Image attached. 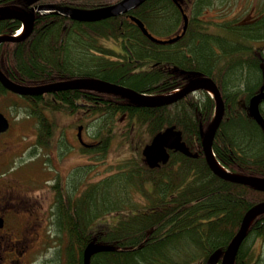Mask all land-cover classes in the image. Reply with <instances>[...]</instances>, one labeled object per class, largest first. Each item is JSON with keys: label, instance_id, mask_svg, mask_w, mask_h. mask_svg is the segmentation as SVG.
<instances>
[{"label": "trees", "instance_id": "16d2710c", "mask_svg": "<svg viewBox=\"0 0 264 264\" xmlns=\"http://www.w3.org/2000/svg\"><path fill=\"white\" fill-rule=\"evenodd\" d=\"M54 1L81 7L102 3ZM3 5L29 6L28 0H0V6ZM209 5L210 0L194 2L186 34L172 45L154 43L128 21L122 26L118 18L83 24L56 15H36L34 31L28 38L0 45V69L11 79L26 84H49L79 73L81 77H99L146 94H167L194 77H211L226 104L213 145L217 160L232 173L264 177V99L260 104L262 122L250 114L248 107L251 97L264 92V44L247 43L248 38H264V16L248 28L225 21L217 24L214 31L200 18ZM133 14L147 24L150 32L152 29L167 36L184 22L171 0H148ZM20 27L18 20H3L0 34H15ZM121 32L129 33L134 40L130 50L135 66L137 61L140 65L157 64L151 73L130 76L132 63L122 66L117 62L119 67L104 63L103 67L108 69L102 70L72 67L71 57L72 64L67 62L68 38H76L80 43L84 37H119ZM82 92L95 104L88 113L100 116L95 137L102 135V145L86 149V153L96 154V159L105 160L117 117L124 115L128 119L127 135L132 124L144 127L151 138L175 125L182 130L192 152L199 156L191 158L171 151L169 162L156 169H150L144 159L128 158L117 170L94 182L88 181L87 170L91 168L86 166L87 184L81 195L73 198L71 193L66 199L61 196L56 207L55 226L70 230V247L66 252L70 263L82 264L88 247L101 246L90 264H208L212 253L228 247L245 213L264 201V192L219 178L206 162L201 128L206 130L212 121L214 98L204 93L199 98L185 97L172 106L145 108L123 97L94 91L26 96V112L37 122L38 146L47 147L53 137L55 122L47 113L78 111L81 108L77 100ZM51 95L61 104L54 103ZM72 189L79 190V184H73ZM110 214L121 218L111 226L112 219H104L103 227L90 230L96 220ZM259 240L264 243V214L251 225L235 264H259L261 258L254 248Z\"/></svg>", "mask_w": 264, "mask_h": 264}, {"label": "flooded vegetation", "instance_id": "af4514ba", "mask_svg": "<svg viewBox=\"0 0 264 264\" xmlns=\"http://www.w3.org/2000/svg\"><path fill=\"white\" fill-rule=\"evenodd\" d=\"M171 1L173 2L174 6L178 9L181 15L182 11L178 4L181 5L188 17H191V9L196 0H177L178 4H176L173 0ZM104 2L105 1H102V3L98 5L88 6L84 8H94L112 3V1L109 0L108 2ZM48 3H54L59 5H71L67 4L66 2H55L54 0ZM251 7L254 8L253 15L248 16L246 19L240 22H234L233 19L228 20V22H232L234 26H241L242 28H248L250 26L255 25L264 16L263 0H260V2L257 1L255 4H252ZM133 16H135L133 14V11H129L128 13H125L117 18L121 20L120 24L122 26L124 25L125 21H128L131 25L138 27V25H136L131 19V17ZM80 23L95 24L97 22ZM143 23L145 27L149 30L147 24L145 22ZM83 27H85V25H83ZM182 27L183 25H180L168 37H174L181 34L183 31ZM208 27L210 29L212 28L209 25ZM138 29L140 30V32H142L139 27ZM77 40L78 39L76 38H68V41L66 42L65 46V49L68 52L67 62L70 65L73 62L74 64H72V67L79 66L80 68H86L89 66L93 68L99 67L102 70H107V67H103L104 63L108 65V63L116 64L117 62H119L122 66H124L126 63L133 64V57L130 48L134 40L129 33L121 32V36L119 37H84L81 39L82 41L80 43L77 42ZM247 43L262 45L264 44V38H248ZM102 49L107 50V52L104 53ZM69 57H71L72 62L69 60ZM103 60L105 62H103ZM147 61L151 60L148 58ZM139 63L140 62L137 61V66L133 64L134 66L131 67L133 68V70L129 71L128 73L130 76H134L135 74L141 73L149 74L151 73L153 68L157 66V64L154 65L150 62L143 63L141 65ZM116 66L119 67V65L117 64ZM3 73L10 80L21 85H40L17 82L11 79L5 72ZM75 74L77 76L65 80L81 78V76L78 75L79 73ZM82 77L99 78L95 76ZM65 80H57L54 82ZM187 84L188 83L185 82L183 87ZM165 86L166 83L164 82V87ZM3 88L5 87L0 82V104H3L6 101V98L9 96V94H11L15 98L16 96L21 97V101L23 102L25 100L27 104L28 101L25 98L26 96L18 95L16 93H13L12 91L7 90L6 88ZM81 91L88 92L86 90ZM172 92H174V90ZM199 93L204 94L203 91H199L192 93L187 97H197L196 94ZM80 94L81 95L77 100V104L81 109L74 113L69 112L65 114L75 115L76 113H78V119L83 118V121L80 120V122L77 123L75 131V141L77 143L75 145L78 146V153L84 156L85 158L88 154L86 153V149L96 148L102 145L103 138L102 135H98L95 137L96 134H94L93 137H95L94 140L96 142L89 143L87 142V140L84 139L85 134H87L86 123L99 124L100 116H93L88 113L91 107L95 106V104H93L92 101L87 100V97L83 92ZM51 96L54 103H56L57 105L61 104L59 101L56 100L54 95ZM21 101L20 103H18V105L22 103ZM117 119L119 120L118 122H125L126 120H128L126 115L122 117L119 116L117 117ZM9 121L10 126L8 130L6 132L0 133V264H72L70 263L66 255V252L70 247V230L57 228L54 224V220L57 215V201L58 199H60L61 196L66 199L71 193L73 194V198H77L81 195L83 185L87 184V163H79L80 160H78L76 152H71L68 156H66V158L65 156H59L60 158L62 157L61 163L66 162L67 164L70 163V156L72 158L73 156L75 157L76 163L67 171L66 174H63L62 171H57L58 173L56 174L55 178L45 180L44 182L39 183L34 182V179H31L30 177H24L22 175L10 176L8 174V171L6 170V166L7 164H9L10 157L16 153L15 151L18 150L19 152V150L22 149V143L20 140H18V138L21 139V137L23 136L22 124L24 123H19L15 125L11 122L10 119ZM80 127L82 128L81 131L79 130ZM79 136H81L82 140L85 143L91 145V147H85L83 143H81ZM61 137L62 135L60 134L56 140V143H54L51 139L48 144V146H50L51 143L52 145L54 144L56 148L55 152L59 155L62 153L63 150H65V146L58 148L59 142H62L63 145H65L64 142L68 140V137H65L64 139L63 137ZM35 146H38V130H36L34 147L32 148L31 152H35ZM73 184H79V190L72 189ZM80 243H82L81 245L83 250L85 248L84 233L81 234Z\"/></svg>", "mask_w": 264, "mask_h": 264}, {"label": "water", "instance_id": "95a60500", "mask_svg": "<svg viewBox=\"0 0 264 264\" xmlns=\"http://www.w3.org/2000/svg\"><path fill=\"white\" fill-rule=\"evenodd\" d=\"M146 1L148 0H119L113 4L94 8H80L54 3H41V0H28V5L30 6L29 9H20L12 6H0V21L18 20L24 26V33L20 36L1 35L0 44L4 42H19L28 38L34 31L36 15H56L74 21L98 22L128 13L129 11L138 8ZM174 1L178 3L177 0ZM179 6L183 12L184 18L183 32L171 39H158L148 31L140 19L132 17V20L152 42L163 45L173 44L179 41L186 33L189 22L188 16L184 13L181 5ZM0 82L6 89L23 96H38L67 90H86L104 94H114L128 99L139 107L145 108L170 106L197 91L211 92L214 94L215 99V116L206 130L201 128L202 152L210 170L213 174L225 181L244 185L259 192H264V177L232 173L227 170L215 156L213 150L214 140L224 120L226 114V104L218 85L211 77H194L180 91L167 95L140 93L130 87L93 77H81L44 85L27 86L13 82L2 72L1 69ZM263 99L264 92L262 91L251 97L248 104L250 114L258 122L263 121V116L260 110V103ZM8 128L9 120L3 113L0 112V133L7 131ZM81 129L82 128L80 127L79 130L81 131ZM79 138L84 146H89L82 140L81 136H79ZM171 151L181 153L191 158H197L199 156L198 153L192 152L190 147L183 140L182 130L177 129L175 125L168 126L164 130L155 134L151 141L144 147L142 155L147 166L150 169H156L169 162ZM263 214L264 201L253 205L243 216L240 228L229 243L228 247L224 251L216 250L212 253L208 259V264H235L239 250L247 237L251 225L259 216ZM101 249V246L88 247L83 255V263L90 264L92 256Z\"/></svg>", "mask_w": 264, "mask_h": 264}, {"label": "rangeland", "instance_id": "374dc122", "mask_svg": "<svg viewBox=\"0 0 264 264\" xmlns=\"http://www.w3.org/2000/svg\"><path fill=\"white\" fill-rule=\"evenodd\" d=\"M52 0H45V2H50ZM108 2V0H102ZM112 2H116L118 0H109ZM211 5L204 8L202 11L200 18L203 22H208L209 26H211L214 31L216 25L222 23L224 21H228L233 19V21H242L246 19L248 16L253 15L254 8L251 7L252 4H255L260 0H210ZM264 3V0H263ZM161 28L160 26H157ZM166 27V26H164ZM151 33L159 38L166 37V34L156 33L151 29ZM260 45V44H256ZM208 94V93H207ZM209 95V94H208ZM196 98L203 97V94H196ZM195 98V100H196ZM22 98L19 96L13 97L11 94L6 98V101L3 104H0V111L4 113L12 123L22 124L23 136L18 140L22 143V149L15 151L14 155L10 157L9 164L6 166V170L10 176H24L30 177L34 179V182H44L45 180H49L56 177L57 171H62L63 174H66L67 171L76 163L75 157L70 156V163L66 162L61 163V159L63 156H68L71 152H76L78 156L79 163H87L88 167L91 168L89 171V182H94L102 177L107 176L113 170H117L116 168L120 165V163L128 158H134L137 160H142L143 155L142 151L144 147L151 141V136L149 133L145 131L144 127H139L136 125H131L130 132L128 135L126 130L128 131V120L125 122H118L114 128L113 139L111 140L109 149L105 155V160L98 159L96 154H87V157L84 158L81 154L78 153V146L75 145L77 142L75 141V131L77 127V123L83 121L82 119H78L79 114L75 115H67L62 112H48L47 114L51 119L55 122L54 132L52 141L56 143L57 138L61 134L63 139L68 137V140L64 142H59V147L65 146V150L59 155L55 152L54 144L49 147H36L35 152H31L34 147L36 130H37V122L33 117L28 116L26 112V102L25 100L22 102ZM22 102L18 105V103ZM134 127L138 129H134ZM98 130V124L94 123H86V133L84 139L89 143L96 142L94 140L93 135L96 134ZM132 130V131H131ZM126 133V134H125ZM65 134V135H64ZM61 137V138H62ZM34 140V141H33ZM22 150V151H21ZM21 151V152H20ZM59 156H62L61 158ZM86 159V160H85ZM101 159V160H100ZM85 160V161H84ZM84 161V162H82ZM96 166V167H95ZM97 170V171H96ZM35 183V184H36ZM86 184L83 185V188ZM121 218V215H118L116 218L113 217L112 214L104 217L103 219H98L94 222V224L90 227L91 231H97L101 227H103L105 220L112 219L113 223L109 224V226L117 223V221ZM108 227V226H106ZM256 255H260L261 261L259 264H264V243L260 240L257 241L254 245Z\"/></svg>", "mask_w": 264, "mask_h": 264}]
</instances>
